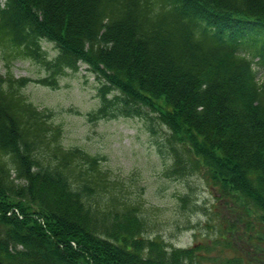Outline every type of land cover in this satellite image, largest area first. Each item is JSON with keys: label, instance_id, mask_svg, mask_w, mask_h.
Here are the masks:
<instances>
[{"label": "trees", "instance_id": "trees-1", "mask_svg": "<svg viewBox=\"0 0 264 264\" xmlns=\"http://www.w3.org/2000/svg\"><path fill=\"white\" fill-rule=\"evenodd\" d=\"M0 52V264H205L207 250L167 243L161 207L119 188L105 157L61 142L54 113L23 90L32 79L11 72L18 59L40 63L35 81L50 87L83 63L99 70L93 118L140 116L156 134L136 96L160 99L165 174L204 160L223 208L215 242L232 248L238 221L264 226V0H0ZM189 196L175 205L187 221ZM223 249L207 264H243Z\"/></svg>", "mask_w": 264, "mask_h": 264}, {"label": "rangeland", "instance_id": "rangeland-1", "mask_svg": "<svg viewBox=\"0 0 264 264\" xmlns=\"http://www.w3.org/2000/svg\"><path fill=\"white\" fill-rule=\"evenodd\" d=\"M44 46L50 55H56L54 44L45 42ZM10 70L16 77L32 79L23 90L40 108L54 113L53 120L61 126V142L66 147H80L105 157L102 167L119 179V188L126 193L141 194L147 205L162 208L159 226L167 243L178 247L202 244L207 249L201 250L205 254V264L222 258L225 244L216 243L215 239L222 234L219 213L223 212V208L204 160L195 154L200 158L199 165L194 163L189 176L165 174L170 162L165 156L171 145L167 139L172 136V129L166 124L168 119H158L159 113L164 111L160 99L136 96L148 111L149 121L161 123V131L155 134L148 127L151 123H146L140 116L118 113L93 118L90 115L96 113L101 105V75L99 70L88 68L86 63L81 64L77 72L69 71L59 76L57 87L44 86L35 81L47 71L33 60H15ZM7 71L0 52V73L6 74ZM262 75L263 71L259 70L258 77ZM114 91L111 90L108 97L114 95ZM157 141L162 143L158 145ZM181 147L184 156L194 154L187 145ZM186 193L190 194V202L185 206L191 215L189 221L182 218V208L178 211L175 206L177 196ZM251 218L253 216L245 217L246 220ZM249 225L246 227L244 221H238L237 229L227 235L232 248L223 249V252L229 257L242 258L243 264H264V226L256 219Z\"/></svg>", "mask_w": 264, "mask_h": 264}]
</instances>
